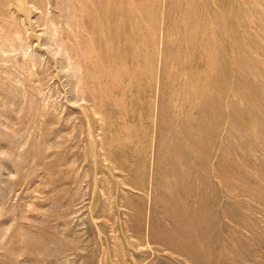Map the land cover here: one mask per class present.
Returning <instances> with one entry per match:
<instances>
[{
  "label": "rangeland",
  "instance_id": "1",
  "mask_svg": "<svg viewBox=\"0 0 264 264\" xmlns=\"http://www.w3.org/2000/svg\"><path fill=\"white\" fill-rule=\"evenodd\" d=\"M0 264H264V0H0Z\"/></svg>",
  "mask_w": 264,
  "mask_h": 264
}]
</instances>
